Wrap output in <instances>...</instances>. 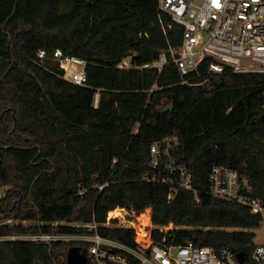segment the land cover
<instances>
[{
	"label": "trees",
	"instance_id": "trees-1",
	"mask_svg": "<svg viewBox=\"0 0 264 264\" xmlns=\"http://www.w3.org/2000/svg\"><path fill=\"white\" fill-rule=\"evenodd\" d=\"M183 32L160 0H0V188L10 185L0 195V264H67L70 245L95 264L92 241L10 235L97 231L137 247L132 227L106 224L117 206L151 207L153 236L166 245L193 240L256 264L261 215L211 195L209 173L237 169L264 203V72H211L209 58L186 73L172 61L143 66ZM57 48L86 61V84L39 61L40 49ZM169 134L199 201L192 189L145 178L158 172L152 143Z\"/></svg>",
	"mask_w": 264,
	"mask_h": 264
},
{
	"label": "built area",
	"instance_id": "built-area-1",
	"mask_svg": "<svg viewBox=\"0 0 264 264\" xmlns=\"http://www.w3.org/2000/svg\"><path fill=\"white\" fill-rule=\"evenodd\" d=\"M160 9L183 25L182 42L163 50L158 59L143 66L162 70L172 61L182 73H186L198 71L202 61L209 58L208 71L211 72H224L226 68L234 72H264V0H160ZM37 56L40 62L48 58L59 62L64 78L78 84L87 83L85 60L64 55L60 48L52 53L40 49ZM78 65L82 66L79 68ZM120 65L131 66V57L125 58ZM178 143L175 134L152 143V167L158 172L145 178L192 189L199 201L192 166L180 162L174 155ZM209 182L211 195L248 206L253 213L261 215V225L264 226V203L247 193L250 187L242 182L237 169L216 164L210 170ZM172 196L173 192L169 197ZM106 224L132 227L137 247L128 246L97 231L74 235L75 239L92 241L89 255L95 264H241L237 254L226 247L217 249L193 240L166 245L163 242L165 238L156 240L151 207L137 211L117 206L108 212ZM171 225L161 227V230L166 231ZM91 228L96 229V223ZM57 237V234L36 233L25 239L50 241ZM252 258L256 264H264V242H256Z\"/></svg>",
	"mask_w": 264,
	"mask_h": 264
},
{
	"label": "rangeland",
	"instance_id": "rangeland-1",
	"mask_svg": "<svg viewBox=\"0 0 264 264\" xmlns=\"http://www.w3.org/2000/svg\"><path fill=\"white\" fill-rule=\"evenodd\" d=\"M52 64H56V62L53 61ZM78 66L80 68L82 65H78ZM98 98H99V94L96 95V101H98ZM169 104H170V101L164 99L162 101V104L160 105V107H165V106H168ZM9 187H10V185L1 187L0 188V195H4ZM255 231H256L255 241L256 242H264V226L261 225ZM29 235H31V234L10 235V236H5L3 238H14V239L21 238V239H25ZM75 238H76V236H74V235H58V237H57V239H66V240H72V239H75Z\"/></svg>",
	"mask_w": 264,
	"mask_h": 264
},
{
	"label": "water",
	"instance_id": "water-1",
	"mask_svg": "<svg viewBox=\"0 0 264 264\" xmlns=\"http://www.w3.org/2000/svg\"><path fill=\"white\" fill-rule=\"evenodd\" d=\"M241 264H246L242 252L237 253ZM67 264H87L86 248L82 245H70L67 250Z\"/></svg>",
	"mask_w": 264,
	"mask_h": 264
}]
</instances>
